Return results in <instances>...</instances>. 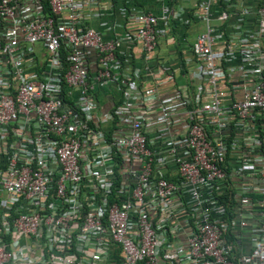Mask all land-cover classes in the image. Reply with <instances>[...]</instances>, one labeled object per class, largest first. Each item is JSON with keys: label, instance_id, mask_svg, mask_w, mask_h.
<instances>
[{"label": "built area", "instance_id": "2783aa9c", "mask_svg": "<svg viewBox=\"0 0 264 264\" xmlns=\"http://www.w3.org/2000/svg\"><path fill=\"white\" fill-rule=\"evenodd\" d=\"M0 264H264V0H0Z\"/></svg>", "mask_w": 264, "mask_h": 264}, {"label": "crops", "instance_id": "0c3cea01", "mask_svg": "<svg viewBox=\"0 0 264 264\" xmlns=\"http://www.w3.org/2000/svg\"><path fill=\"white\" fill-rule=\"evenodd\" d=\"M196 0H176V3L178 6L185 9V14L188 16L189 19V8L195 3ZM200 22H203L200 19H190L188 25H186L185 29V35H186V41L190 44L195 39L196 35L199 32H202L204 30H199L198 25ZM204 23V22H203ZM194 25V26H192ZM205 27V25L203 26ZM175 28L179 29L178 26ZM175 30V29H174ZM189 46H186L185 48L180 47L179 42H169L167 39H162L161 43L157 47L156 51L154 52L153 58L148 61L147 66H157L158 62H166L168 65L174 66L176 68L175 71V78H176V85L180 86L181 89L184 91L186 89V86H190L189 84L194 85L195 82V72L196 69L194 68L195 64L193 60H190L186 64V70L181 72L180 70V62L182 57H191L190 54V48Z\"/></svg>", "mask_w": 264, "mask_h": 264}, {"label": "trees", "instance_id": "16d2710c", "mask_svg": "<svg viewBox=\"0 0 264 264\" xmlns=\"http://www.w3.org/2000/svg\"><path fill=\"white\" fill-rule=\"evenodd\" d=\"M183 58V57H182ZM180 70L181 72L185 71L186 70V63H185V60L184 59H181V62H180ZM252 196V195H251ZM220 199H224L226 200L227 199V196L226 195H219Z\"/></svg>", "mask_w": 264, "mask_h": 264}, {"label": "rangeland", "instance_id": "374dc122", "mask_svg": "<svg viewBox=\"0 0 264 264\" xmlns=\"http://www.w3.org/2000/svg\"><path fill=\"white\" fill-rule=\"evenodd\" d=\"M194 26V25H192ZM204 26V23L203 22H200L199 25L197 26L199 30H203V27Z\"/></svg>", "mask_w": 264, "mask_h": 264}]
</instances>
